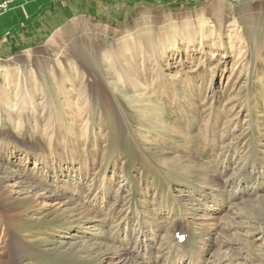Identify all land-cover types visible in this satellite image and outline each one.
I'll return each instance as SVG.
<instances>
[{
	"label": "rangeland",
	"instance_id": "obj_1",
	"mask_svg": "<svg viewBox=\"0 0 264 264\" xmlns=\"http://www.w3.org/2000/svg\"><path fill=\"white\" fill-rule=\"evenodd\" d=\"M168 3L0 0V264H264V0Z\"/></svg>",
	"mask_w": 264,
	"mask_h": 264
},
{
	"label": "crops",
	"instance_id": "obj_2",
	"mask_svg": "<svg viewBox=\"0 0 264 264\" xmlns=\"http://www.w3.org/2000/svg\"><path fill=\"white\" fill-rule=\"evenodd\" d=\"M33 9L34 8H30V10H29L30 14H32L34 12ZM12 14H13V19L9 23V24H11V27L5 25L4 28H3V30H4L3 33H2V31L0 32V56L2 54H7L10 50L16 48L17 44L23 42V37H21V35H20V34L23 35V32H21V30H23V27L19 28L20 29L19 32H18L19 29H17V28H18V24H20L21 21L23 22V20H24V23H25V21H27L26 17L25 18L23 17L21 11L20 12L16 11L15 14L12 11ZM3 16L1 17V19L4 18ZM35 17H36V15L32 16L28 20V23L26 24L28 30H25V34L26 35L25 36L23 35L26 38L32 37L33 35L35 37H38L39 34L37 33L36 29H38V30L42 29L41 27L43 26V22L45 20H48L49 23L53 21L52 18H49V17H45L46 19L43 20V21L41 19H35L36 21H39V23H38L39 25L36 27L35 26L36 25L35 20L32 21ZM18 22H20V23H18ZM1 23H5L4 19L2 20V22H0V24ZM8 28H9V30H8ZM42 35H44V32H43Z\"/></svg>",
	"mask_w": 264,
	"mask_h": 264
},
{
	"label": "bare ground",
	"instance_id": "obj_3",
	"mask_svg": "<svg viewBox=\"0 0 264 264\" xmlns=\"http://www.w3.org/2000/svg\"><path fill=\"white\" fill-rule=\"evenodd\" d=\"M148 1H155V0H148ZM168 1H171V0H163V2H167L168 3ZM172 3V2H171ZM28 4V3H27ZM34 4H35V2H34ZM111 4V3H110ZM169 4V3H168ZM30 5V4H29ZM24 9V8H23ZM15 18V17H14ZM17 23V22H16ZM137 33V32H136ZM132 41V36H130V35H128L127 37H126V39H125V41H124V43H123V49L121 50L122 52H124L125 50H127L128 49V46H129V44H130V42ZM129 50V49H128ZM155 54V53H154ZM104 58V57H103ZM106 67V66H105ZM8 74H10L9 73V70H5V73H4V77H8L9 75ZM6 182V181H5ZM12 183V181L11 180H7V182L5 183V185L4 186H0V215H5L6 214V212H8V213H10L12 210L9 208V206H10V204L7 202V199H11V195H9V194H12L13 193V191L12 190H10L9 188H8V186L10 185ZM95 191V190H94ZM23 194H25V195H27V196H29V198L30 199H33V198H35L36 196H35V194L34 193H32V192H25V193H23ZM116 194H118V193H116ZM7 195H9L8 197H7ZM41 197V196H40ZM88 197V196H87ZM116 197V196H115ZM39 198V196L37 197V199ZM180 199V198H179ZM89 200V199H88ZM259 201L260 202H264V199H259ZM37 203H39V201H37ZM245 208V207H244ZM248 208V207H247ZM189 209V208H188ZM196 209V208H195ZM72 212V211H71ZM74 212V211H73ZM82 213V212H81ZM80 217V216H79ZM70 218V217H69ZM18 219H20V217H18V214H10V215H8V216H6V218H5V220H8V221H10V227H12L13 226V224L18 220ZM210 219V218H209ZM206 221V220H205ZM226 228V227H225ZM97 231V230H96ZM97 233V232H96ZM100 234V233H99ZM105 234V233H104ZM107 237V236H106ZM151 237V236H150ZM83 241V240H82ZM129 242V241H128ZM82 247V246H81ZM144 248H145V246H143V244L142 243H138L137 241L136 242H134V244H133V246H132V250H136V252L137 253H140V252H145L146 253V251H144ZM249 249V248H248ZM18 250H20V249H18ZM90 250V249H89ZM108 251V250H107ZM85 252H86V250H85ZM14 253H16V251L14 252ZM91 253V252H90ZM124 253V252H123ZM145 253L143 254V257L141 258L142 259V263L143 264H147L145 261H147V260H149L150 259V256H148V255H145ZM15 255V254H14ZM150 255V254H149ZM126 256V258L128 259V260H130L131 261V259L127 256V255H125ZM153 257V256H152ZM99 258V257H98ZM153 259V258H152ZM89 261V260H88ZM91 261V260H90ZM118 262H120V261H118ZM129 261H127L126 260V262H124V263H122V264H133V263H128ZM135 264V263H134ZM205 264V263H204Z\"/></svg>",
	"mask_w": 264,
	"mask_h": 264
}]
</instances>
